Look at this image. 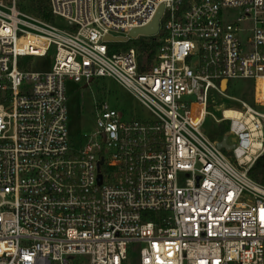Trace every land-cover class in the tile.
Listing matches in <instances>:
<instances>
[{
    "label": "built area",
    "instance_id": "obj_1",
    "mask_svg": "<svg viewBox=\"0 0 264 264\" xmlns=\"http://www.w3.org/2000/svg\"><path fill=\"white\" fill-rule=\"evenodd\" d=\"M48 3L52 21L0 0V264H127L134 245L138 264H264V183L249 176L264 155V0ZM160 7L155 35H130ZM150 39V63L111 49ZM52 49L50 71L26 69ZM99 77L153 119L96 101L97 131L74 147L65 81ZM237 80L251 97L227 93ZM208 117L231 150L201 132Z\"/></svg>",
    "mask_w": 264,
    "mask_h": 264
},
{
    "label": "rangeland",
    "instance_id": "obj_2",
    "mask_svg": "<svg viewBox=\"0 0 264 264\" xmlns=\"http://www.w3.org/2000/svg\"><path fill=\"white\" fill-rule=\"evenodd\" d=\"M17 8L25 13L34 17V14L29 12V7L33 0H15ZM48 1V0H47ZM49 6V3H48ZM63 23L62 21L59 22ZM143 40H129L119 44H112V51L119 49L126 50L132 46H139ZM54 63V50L48 52L46 56L32 57L26 64V69L29 71L48 72L51 70ZM84 82L79 83L67 79L65 81V93L67 97L66 107L68 113L67 131L71 144L77 147L81 138L92 136L97 131L96 118H95V102L107 101L108 104L120 111L123 114V120L130 119L138 120H152L151 113L141 106L138 101L125 89L115 84L112 80L106 77L94 78L92 82L84 87ZM253 84L251 81H230L227 93L235 97H241L242 93H248V97L252 94ZM224 104L227 108H237L235 103L229 101H218ZM216 117L219 113L213 111ZM218 125L208 117L205 124L201 127V132L210 140L215 141L220 138L218 133ZM228 141L232 142L233 137L229 136ZM133 256L127 261V264H138V250L139 246L134 245L132 248ZM82 262H87L86 257L78 258Z\"/></svg>",
    "mask_w": 264,
    "mask_h": 264
},
{
    "label": "trees",
    "instance_id": "obj_3",
    "mask_svg": "<svg viewBox=\"0 0 264 264\" xmlns=\"http://www.w3.org/2000/svg\"><path fill=\"white\" fill-rule=\"evenodd\" d=\"M28 10L30 13L45 21L53 20V17L49 12L47 0H33V3H31ZM156 45L157 43L153 41V39H150L148 41H142L140 45V59L145 56L147 62L150 63L153 58ZM242 97L246 98V96L244 95H242ZM227 130L228 126L224 124L219 125L217 131L219 133V136L222 137ZM249 176L259 182L264 183V155L260 157L256 161L255 165L251 168V170H249Z\"/></svg>",
    "mask_w": 264,
    "mask_h": 264
},
{
    "label": "water",
    "instance_id": "obj_4",
    "mask_svg": "<svg viewBox=\"0 0 264 264\" xmlns=\"http://www.w3.org/2000/svg\"><path fill=\"white\" fill-rule=\"evenodd\" d=\"M161 12H162V7L159 8L155 17L153 18L152 22L149 25H147L146 27L140 28V29H133L130 32V35L133 37H135L138 34L146 35V36L155 35L158 31V23H159V18H160ZM105 39L111 40V37L108 36ZM90 82H92V80H89L87 83H85L84 87H87ZM224 86H225V82L222 83V87H224ZM226 139H227L226 136H223L222 139L219 142H217L216 145L219 149H225V150L229 151L233 148V146L228 145L226 143ZM101 163H102V160L99 161V164H101ZM100 180H101V177L98 176V182L99 183H100Z\"/></svg>",
    "mask_w": 264,
    "mask_h": 264
},
{
    "label": "bare ground",
    "instance_id": "obj_5",
    "mask_svg": "<svg viewBox=\"0 0 264 264\" xmlns=\"http://www.w3.org/2000/svg\"><path fill=\"white\" fill-rule=\"evenodd\" d=\"M227 114L229 115V114H230V112H229V111H227Z\"/></svg>",
    "mask_w": 264,
    "mask_h": 264
}]
</instances>
